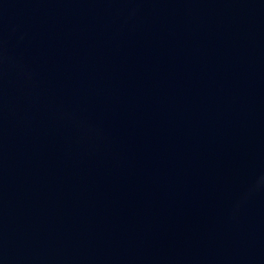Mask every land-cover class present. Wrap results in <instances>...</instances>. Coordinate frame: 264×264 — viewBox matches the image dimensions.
I'll return each mask as SVG.
<instances>
[{
  "label": "water",
  "instance_id": "obj_1",
  "mask_svg": "<svg viewBox=\"0 0 264 264\" xmlns=\"http://www.w3.org/2000/svg\"><path fill=\"white\" fill-rule=\"evenodd\" d=\"M0 264H264V0H0Z\"/></svg>",
  "mask_w": 264,
  "mask_h": 264
}]
</instances>
